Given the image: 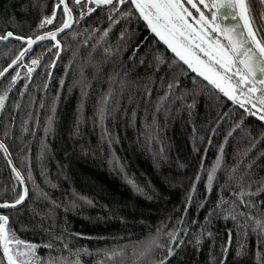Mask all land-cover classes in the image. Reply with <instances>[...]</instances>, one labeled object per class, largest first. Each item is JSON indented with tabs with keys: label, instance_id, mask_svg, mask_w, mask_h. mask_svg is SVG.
<instances>
[{
	"label": "trees",
	"instance_id": "trees-1",
	"mask_svg": "<svg viewBox=\"0 0 264 264\" xmlns=\"http://www.w3.org/2000/svg\"><path fill=\"white\" fill-rule=\"evenodd\" d=\"M67 1L73 27L0 82V143L28 189L23 206L0 208L6 226L38 245V264H264L259 114L194 72L127 4L88 1L84 13ZM249 6L259 37L264 5ZM66 20L59 0H0V35L14 34L0 40V73L28 38ZM23 194L0 149V202Z\"/></svg>",
	"mask_w": 264,
	"mask_h": 264
},
{
	"label": "snow or ice",
	"instance_id": "snow-or-ice-1",
	"mask_svg": "<svg viewBox=\"0 0 264 264\" xmlns=\"http://www.w3.org/2000/svg\"><path fill=\"white\" fill-rule=\"evenodd\" d=\"M75 2L79 4L81 0H75ZM95 2L99 6L100 4H112L113 0H95ZM117 2L120 4L125 2L132 3L139 10L143 19L147 21L151 31L159 36L161 40H164L180 60L184 61L194 72H198L199 75L223 92L225 96L239 104L240 107H245L246 103L250 104L251 109L257 110L256 112H251L250 109H247L250 114H259V119L264 121V38H257L249 0H211L210 3H206L205 0H197V2L184 0L185 3L199 13L198 19L193 17L198 30L188 23L187 18L192 17V13L184 7V3L181 0H117ZM258 2L264 5V0H258ZM61 3L64 5L68 21H71V10L65 0H61ZM198 4L212 13L211 19L200 10ZM213 9L215 10L214 12L212 11ZM261 15L264 16V12ZM229 18L239 19L243 21V24L237 23L235 25L222 26V21ZM54 19L55 14H53L52 18H46L40 27H44L45 24H52ZM218 19L221 23L217 22ZM70 26V23L66 21L60 31ZM210 33H218L219 36L224 38V42L222 43L219 38H216L215 41L207 39ZM56 35L57 33L51 32L47 35L38 36L36 39L56 40ZM177 35L187 43H181L177 40ZM13 36L12 32H7L4 35H0V40H7ZM169 37H172V39H169ZM15 38L23 39L22 37ZM174 40H176L175 43L173 42ZM197 40L200 42L197 43ZM34 43H36V40L28 38V48H31ZM204 44H207V48L203 47ZM193 49L203 53L209 62H205L200 56L196 55ZM24 54V52H21L17 61H13V64L22 59ZM32 63L38 64V61L33 60ZM217 66L223 72L217 71ZM27 71L31 73L33 69L29 67ZM228 73H231V75H227ZM2 75L3 73H0V76ZM233 77H238L235 85L231 83ZM237 89L240 90L243 99H241V96L236 95ZM256 93H259V96ZM6 98V95L0 96V109L3 108ZM0 149L7 151L3 143H0ZM16 175L20 177L19 172ZM26 196L27 189H24V194L15 201V204L0 205V207H15L23 203ZM7 221V217H0V242L3 244V252L7 257L8 264H30L28 260L18 262L17 257L30 256L34 253L36 246L25 244V251L17 249L14 254L13 249L9 245L12 243L21 245L24 242L15 240L14 235L10 236L5 227ZM168 254H173L171 249H169ZM161 264H164V262L161 261Z\"/></svg>",
	"mask_w": 264,
	"mask_h": 264
},
{
	"label": "water",
	"instance_id": "water-1",
	"mask_svg": "<svg viewBox=\"0 0 264 264\" xmlns=\"http://www.w3.org/2000/svg\"><path fill=\"white\" fill-rule=\"evenodd\" d=\"M60 1V6H62L63 8H64V5L61 3V0H59ZM89 2H91L93 5H95L96 7H98V8H107V7H110V6H112L114 3H115V1L116 0H113V3L112 4H100L99 6L97 5V3L95 2V0H88ZM65 3L67 4V6H68V8L70 9V7H69V3H68V1L67 0H65ZM71 10V9H70ZM215 11V10H214ZM71 13H72V11H71ZM67 22H69L70 23V27L69 28H65L63 31H60V29L61 28H63V25L61 26V27H59V28H56V29H54V30H52V31H48V32H46V33H44V34H42V35H47L48 33H51V32H55V33H57V35H56V37H58V36H61V35H63V34H65V33H67L72 27H73V24H74V16H73V13H72V19H71V21H68V16H67V20H66ZM217 22L218 23H221V21L218 19L217 20ZM237 23H239V24H243V21H241V20H239V19H232V18H229V19H227V20H224V21H222V26L223 25H235V24H237ZM255 30V29H254ZM244 31H246V29H244ZM41 35V36H42ZM256 35H257V33H256ZM222 37V36H221ZM257 38H258V35H257ZM222 39H223V41H224V38L222 37ZM259 39V38H258ZM33 40H36V43H34L32 46H31V48H28V44H27V46H26V48L24 49V56H23V58L22 59H20L17 63H15V64H11L10 66H8L5 70H7V71H3V75L2 76H0V82L1 81H3L5 78H7L9 75H11L13 72H14V70H16L21 64H22V62L27 58V56H28V54L29 53H31L40 43H41V41H43V40H37V39H33ZM27 49V51H25ZM15 61H17V59L15 60ZM258 87H260L259 85H257ZM250 111H251V109H250ZM250 111H249V115H251L250 114ZM252 112V111H251ZM5 154H6V156H7V159H8V161H9V163H10V165L12 166V168L15 170V172L17 173V172H19L20 173V171L17 169V167L15 166V164H14V162H13V159H12V157L10 156V154H9V152L8 151H5ZM20 179H21V181H22V184H23V189H27V185H26V183H25V180L23 179V177H22V175H21V173H20ZM27 200H28V189H27V196L25 197V199H24V201H23V203H21V204H18V205H16L15 207H0V208H6V209H13V208H20L21 206H23L26 202H27ZM6 203H1L0 202V205H5ZM7 205H9V204H7Z\"/></svg>",
	"mask_w": 264,
	"mask_h": 264
},
{
	"label": "rangeland",
	"instance_id": "rangeland-1",
	"mask_svg": "<svg viewBox=\"0 0 264 264\" xmlns=\"http://www.w3.org/2000/svg\"><path fill=\"white\" fill-rule=\"evenodd\" d=\"M83 1H84V3H83ZM74 2H75V0H74ZM75 3H76V2H75ZM76 4H77V3H76ZM79 4H82V5L84 4V6L82 7V9H86V11H84V13H85V12L88 13V12H90V11L93 9L92 6H90V3H89L87 0H81V2H80ZM79 4H77V5H79ZM199 8H200L201 11H203V8H202V7H199ZM203 12H204V14H205L209 19H211V17H209V15L206 14L205 11H203ZM193 17H195L196 19H198V18H199V13L193 15V16H192V19H191L190 17L187 18V19H188V23H189V24H192L193 27H194V28H197V30H198V26L195 24V22H194V20H193ZM158 37H159V36H158ZM159 38H160V37H159ZM216 38H219V39L221 40V42L223 43L222 37L219 36L218 33H210V35L207 37V39L212 40V41H215ZM169 39H172V37H169ZM177 40H179L181 43H185V44L187 43L186 41H183V39L180 38L178 35H177ZM163 41H164V40H163ZM164 42H165V41H164ZM173 42L175 43L176 40H174ZM196 42L199 43L200 41L197 40ZM166 44H167V43H166ZM167 45H168V44H167ZM203 47L207 48V44H204ZM193 51L195 52L196 55L200 56L201 59L205 60V62H209V61H208V58L205 57V56L203 55V53H200V52H198V51L195 50V49H193ZM193 62L195 63V61H193ZM216 70H217V71H220V72H223V70L220 69L218 66L216 67ZM227 75H231V73H228ZM237 79H238V77H233L231 83H232L233 85H235ZM236 95H237V96H241V93H240V90H239V89H237V91H236ZM241 99H243L242 96H241ZM5 227H6V229L8 230L10 236L14 235V233H13V232H12L7 226H5ZM14 237H15V240H19V241H23V242H24V244H21V245H17L16 243H12V244L9 245V247L13 249V253H14V254H15V252H16L17 249H19V251H25V247H24L25 244H32V245H35V246H36V247H35V251H34V253L31 254L30 256H28V257L18 256V257H17L18 262H19V261H23V260H28V261L30 262V264H38V256H37V247H38V245H37L36 243H33V242H29V241L22 240V239L16 237L15 235H14Z\"/></svg>",
	"mask_w": 264,
	"mask_h": 264
},
{
	"label": "flooded vegetation",
	"instance_id": "flooded-vegetation-1",
	"mask_svg": "<svg viewBox=\"0 0 264 264\" xmlns=\"http://www.w3.org/2000/svg\"><path fill=\"white\" fill-rule=\"evenodd\" d=\"M181 2L184 3V7L187 8L188 11L192 13V16L195 15V14H198V12H197L195 9H193L190 5H188L187 3H185L184 0H181ZM194 2H197V0H194ZM205 2H206V3H210L211 0H205ZM114 4H115L117 7H119V8H120L123 4H127V6H129L131 9H134V11L138 14V16L140 17V19H142V21H143L144 24L147 26V28H148L149 30H151V28H150V26L148 25L147 21H145V20L143 19V17L140 15L139 10L136 9L135 6H134L132 3H130V2H125V3H123V4H120V3H118L117 0H116ZM198 7H202V8H203V11H205L206 14H208L209 17H211V14H212V13H211L208 9L204 8L202 5H199V4H198ZM212 11L214 12V9H213ZM190 18L192 19V17H190ZM259 31H260V30H259ZM259 31H258V32H259ZM154 34H155V33H154ZM259 35H260V36H259L260 39H261V38H264V33L259 32ZM162 41H163V40H162ZM163 42H164V41H163ZM164 43H165V42H164Z\"/></svg>",
	"mask_w": 264,
	"mask_h": 264
}]
</instances>
